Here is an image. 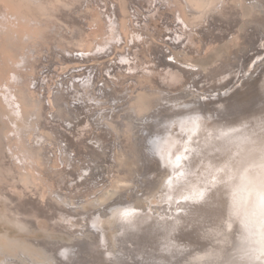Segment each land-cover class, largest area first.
Here are the masks:
<instances>
[{
    "label": "rangeland",
    "instance_id": "374dc122",
    "mask_svg": "<svg viewBox=\"0 0 264 264\" xmlns=\"http://www.w3.org/2000/svg\"><path fill=\"white\" fill-rule=\"evenodd\" d=\"M263 109L264 0H0V264H222L196 229L210 255L169 256L119 219L183 214L174 142Z\"/></svg>",
    "mask_w": 264,
    "mask_h": 264
},
{
    "label": "bare ground",
    "instance_id": "6f19581e",
    "mask_svg": "<svg viewBox=\"0 0 264 264\" xmlns=\"http://www.w3.org/2000/svg\"><path fill=\"white\" fill-rule=\"evenodd\" d=\"M190 11L191 14L199 13L198 10L193 9L191 6ZM60 93L61 94L56 98L60 105H63V100L61 99L62 92L60 91ZM251 114L253 115V113ZM227 123H224V125H227ZM262 123H264V121H261V123L259 122L256 126L245 128L242 131L240 128V131L237 130L238 132L234 134L226 133L224 134L225 136L222 135L219 138L217 143H214V140H209L205 136L201 137L199 133H197V135L200 138L198 137L199 139L196 141L191 142L185 137L182 141V145H180L181 143L179 142H174L176 152L173 151L171 154L167 155L170 157L174 167L173 178L169 182L170 190L167 198L170 202L174 201L175 198L172 197V193H175L174 195L177 194L178 199L183 200L184 203L187 204L184 212L182 211L183 214L180 215L179 213L175 216L173 211L172 214L174 215L173 217L171 215L173 219L171 218L172 220L170 223L160 222L153 228L151 227L152 229L144 235L141 234L143 230L139 226L142 222L141 213L131 211L127 213L128 215H121L122 218L119 219L120 226H122V235H131L134 239L157 240V242L162 245V250L168 252L169 256H179V254L182 255V253L190 254L191 250L198 249L199 243L197 245V241L194 244V242H192L193 240H190V237H192L191 235H195L196 229L199 235L197 236L201 241L203 239L207 242L210 239L211 245H208V249L211 246L213 251H209L210 249L208 251L209 253L211 252V255L215 252L218 258L220 256V258L223 259L222 264H264V131L260 130L262 125H264ZM195 127H197V129L200 127L199 129L201 130V126L198 123L197 126L193 127L194 129H190V134L196 133L197 129H195ZM162 156L166 157L164 153ZM180 205L178 207H180ZM173 206L172 203L171 208ZM167 209L169 208L167 207ZM155 219H157V217ZM210 221H212V223ZM206 223L211 224L207 227L208 224L206 225ZM118 228L119 227L116 229ZM231 228L234 230L232 234H236L234 242L236 245L233 247V241L230 242L231 247L235 248L234 251L230 253L229 251L227 252V244L229 243L227 241L231 239L228 238L227 240L226 235L232 232L231 230L227 234V231ZM187 230L188 232L186 233ZM235 231L237 233H235ZM119 235L118 238H122V236L119 237ZM180 236L187 238L183 240L184 243L182 246L180 245V239L178 240ZM186 241L187 243H185ZM201 244L203 248H206L204 247L203 241ZM139 248L140 247H138V249ZM125 249L124 247V250ZM199 249L198 251L196 250V252L201 251V249ZM230 249L229 247L228 250ZM205 252L206 251L201 254H209ZM117 256L118 255H116V257ZM187 256L185 255V257ZM196 256L197 259H199L198 255ZM182 257H184V255ZM193 257L194 256H192V258ZM196 260L194 261L191 259L193 263H197ZM218 260L216 259V263ZM163 261L165 262V260ZM188 262H186V264ZM9 264L15 263L12 261Z\"/></svg>",
    "mask_w": 264,
    "mask_h": 264
}]
</instances>
